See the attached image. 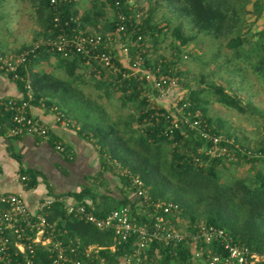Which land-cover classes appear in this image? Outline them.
Segmentation results:
<instances>
[{
	"label": "trees",
	"instance_id": "16d2710c",
	"mask_svg": "<svg viewBox=\"0 0 264 264\" xmlns=\"http://www.w3.org/2000/svg\"><path fill=\"white\" fill-rule=\"evenodd\" d=\"M23 1L28 2L34 10L32 17L38 29L35 31L33 41L28 45H22L12 55L0 50V56L11 62L23 57V62L16 70L17 77H21L22 82L19 79L16 80L20 86L22 84L24 86L26 80H29L33 93L31 104L43 110L56 107V110L62 112L70 122L74 118V126L81 136L94 141L100 152L106 156L107 159H103L105 168L115 167L126 170L127 173L119 175L121 187L118 198L110 194L97 195L91 191V188L84 187L78 193L67 194L73 197L74 203H83L87 208L94 207L93 212L97 216H103L112 209L129 203L133 207L134 203H131L129 193L132 190V177L137 176L142 180L151 200H165L178 204L181 208L180 216L187 219L189 224L203 218L207 223L225 228L233 237L245 242L252 249H263L264 140L251 149L237 140L233 144L225 142L224 138L219 141L218 146H225L228 154L235 153L237 159H244L252 166L257 163L262 165L257 166L254 178L249 182L236 178L233 181L231 178L227 182H221L219 166L228 157L225 154L215 157L208 155L206 151L213 146V142L210 138L203 137L200 129L208 132L210 136L221 135L227 138L230 134L225 132V136L221 123L215 126L210 118H206L207 123L204 124L205 109L200 107L196 98L199 91L193 88L189 90L191 104L185 111V115L189 114L190 121H200V129L198 126L192 128L184 126L185 129L182 130V126L174 130V135L170 138L164 133L170 120L163 115L165 108L160 107V111L156 114V109H146L148 105L150 106V102L145 96L139 98L144 91L142 81L135 77L121 79V74L92 58L88 59L77 54L64 57L51 51L46 46V42L59 34L58 27H54L56 13L60 19V27L65 21L70 22V25L64 28L66 33H71V28L76 27V23L70 20L76 16L80 20L81 29H88L102 36H105L107 32H113L117 24H123L131 40L130 62L138 55L144 59L145 66L149 67L156 77L165 74L178 78L177 52H174V59L159 54L153 59L154 65L145 59L147 54L155 50L153 45L158 43L159 34L165 30L153 23V13L158 9H164L182 17V20L171 30L177 41L175 51H181L200 33L223 40L225 46L234 52L235 57L244 56L248 59L254 72L262 78L264 86V28L255 34L256 40L249 39L245 34L246 14L263 16L264 23V0H256L251 10L247 9L249 0H151L147 15L136 6V0H93L91 5L81 13L76 10L74 0H55V3H51V0ZM106 9L113 11L111 18L106 16ZM184 21L195 28L192 34L187 35L182 30ZM148 38L151 39L152 45L147 43ZM52 54L56 56L58 65L68 76L78 79L80 70L90 69L89 73L93 76L96 88L101 89L105 94L121 90L122 104L131 102L137 107L139 113L136 116L132 113L125 116L117 115L111 122H108L103 114H96L94 108L87 107L90 103L70 96L66 82L47 72L34 70L36 65L47 60ZM118 59L117 53L112 61L121 67ZM157 67L159 71H156ZM123 69L129 71L126 68ZM0 71L4 72L2 69ZM9 74L15 76L12 72ZM213 87L219 103L241 113L246 112V108L241 105L237 96L229 94L222 86L214 85ZM23 91L25 92V88ZM248 107L262 116L264 124V110ZM5 110L12 121L11 110L6 106ZM196 110L204 113L203 116L198 115ZM134 121L138 122L139 128L133 127ZM178 122L180 125L184 124L182 119ZM37 174L31 170H23L22 176L27 178L26 187H34L37 184ZM49 194L56 198L63 196L53 195L50 191ZM85 196L90 197V202L83 201ZM107 199L113 200L114 206L104 205ZM47 218L50 222H55L54 234L64 246L71 245L69 240L71 238H79L85 245L97 244L103 247L100 256L104 257L109 264H117L118 258L132 243L130 241L111 251L109 248L113 244L111 231H102L90 223L67 214L63 202L59 200L55 201L49 209ZM175 249L180 248L175 247ZM167 251L166 249L158 251L163 262L170 260ZM182 252L181 260H184L186 256L184 252L189 253V250L181 249ZM150 253L157 256L153 249ZM12 261L25 264L22 256L15 253H12L10 260L0 261V264H11ZM50 262L48 253L37 248L35 263L50 264Z\"/></svg>",
	"mask_w": 264,
	"mask_h": 264
},
{
	"label": "built area",
	"instance_id": "2783aa9c",
	"mask_svg": "<svg viewBox=\"0 0 264 264\" xmlns=\"http://www.w3.org/2000/svg\"><path fill=\"white\" fill-rule=\"evenodd\" d=\"M51 3H55V0H51ZM56 14L54 27H58L59 34L46 42V46L51 51L64 57L77 54L88 59L92 58L116 72H121V69L125 68L123 65L128 64L129 71L124 70L122 76L135 77L142 81L143 96L150 102V106L148 105L146 109H156L157 114L162 107L156 106L158 102H164L163 105L171 107V96H176V104L173 106L178 113L175 116L170 113V109L162 107L165 108L163 115L170 119L164 130L167 136L172 138L174 130L182 126V130L185 129L184 126L199 128L200 121H190L189 114L185 115L191 103L187 99L182 102L184 98L178 95L180 86L177 77L165 74L156 77L152 70L145 66L144 59L142 60L138 55L130 62L131 40L123 24H117L113 32H107L102 36L97 32L81 29L80 20L76 16L70 19L76 23V27L71 28V33H66L64 28L68 27L70 22L65 21L60 27V19L58 13ZM117 53L122 68L112 61ZM21 62L23 57L11 62L0 56V69L12 72L17 77L16 70ZM159 70L157 67L156 71ZM24 88L22 97L9 98L4 104L12 112L13 126L10 134L13 136L31 134L40 138H49L50 128L39 122V119L30 112L33 93L29 80H26ZM50 111L54 113L56 122L67 125L68 120L62 112L56 110V107H52ZM181 119L183 125L178 122ZM200 131L203 137H208L213 142V146L206 151L208 155L215 157L226 154L227 148L218 146V142L224 140L221 135L210 136L203 129ZM64 147L61 142L55 143L58 151H63ZM217 150L219 153H216ZM26 179V176H21V181L24 183ZM131 185L129 198L132 199L131 203H134V206L132 207L130 203L121 205L103 216H97L93 212V207L87 208L83 203H74L73 198L65 200L54 196L45 198L38 203L34 211H31L27 208L20 192H0V261L10 260L12 253H15L22 256L25 264H36L35 253L39 248L48 253L50 264H109L100 256L102 246L85 245L79 238L69 239L72 246H64L57 238L54 234L55 222H50L47 215L53 203L59 200L63 202L67 214L90 223L102 231H111L113 234V244L109 247L111 251L132 241L128 250L118 258L117 264H264V248L252 249L223 227L204 221L186 223L183 227L175 226L172 221L181 218V208L178 204L165 200H151L142 180L137 176L132 177ZM152 249L157 256L150 253ZM160 249L168 250L170 260L164 262L161 260L158 252ZM181 249L189 250V253L184 252L186 255L184 260H181L183 258ZM11 264L22 263L12 261Z\"/></svg>",
	"mask_w": 264,
	"mask_h": 264
},
{
	"label": "rangeland",
	"instance_id": "374dc122",
	"mask_svg": "<svg viewBox=\"0 0 264 264\" xmlns=\"http://www.w3.org/2000/svg\"><path fill=\"white\" fill-rule=\"evenodd\" d=\"M74 1L76 10L81 13L91 5L93 0ZM133 1L130 2L134 3ZM136 1V6L142 10V13L147 15L151 0ZM249 1L247 9L251 10L256 0ZM33 11L30 4L23 0H0V50L4 49L7 54L12 55L16 49L33 41L35 31L38 29L32 17ZM105 13L109 18L113 16V11L110 9H106ZM254 15L251 13L246 14L247 23L245 26V34L252 40H256L255 34L264 28L263 16ZM152 19L158 28H164L165 30H162L159 34L158 43L153 45L155 50L147 54L145 59L154 65L153 59L159 54L174 59V52H177L176 69L179 74L178 85L180 86L178 95L190 101L189 90L193 88L195 91H199L196 98L200 107L205 109L204 124L207 123L206 118L212 119L215 126L221 123L223 134L225 136L226 133L230 134L227 138L222 136L225 142L233 144L237 140L244 146L248 145L250 149L259 145L264 140L263 119L257 111L251 110L248 106L264 110V86L262 78L254 72L251 64L248 63V59L244 56L235 57L234 52L225 46L223 40L214 39L201 33L196 35L181 51H175L174 47H176L177 41L171 30L182 20V17L168 10L158 9L153 13ZM182 30L188 35L192 34L195 28L192 24L184 21ZM156 34L158 35V33ZM150 40L148 38L146 41L152 45ZM246 45L248 46V44ZM127 65L124 64L123 66L127 69ZM34 70L47 72L51 76L66 82L71 97L90 103V106L87 107L94 108L96 114H103L107 117L108 122L114 121L117 115L125 116V114L132 113L136 116L139 113L137 107L131 102L126 105L122 104L121 90L105 94L101 89L96 88L93 76L89 73L90 69H82L79 71L80 77L78 79L72 78L58 65L56 56L52 54L47 60H43L36 65ZM123 72L124 70L121 69V72L118 73L122 75ZM121 79H123V76H121ZM214 85L222 86L229 94L237 96L241 105L246 108V112L241 113L219 103L214 92ZM142 96L143 93L140 94L139 98H142ZM171 97V107L163 105L164 102H158L156 106L167 107L170 109V113L175 116L178 113L173 106L176 104V96L172 95ZM200 111L196 110V113L203 116L204 113H200ZM132 124L134 128H139L137 121ZM216 153H219V150ZM227 153L228 151L225 154L228 157L227 160H224V163L219 166L221 182H227L231 178L232 181L236 178L240 181L249 182L254 178L257 166H262L261 163L252 166L244 159H237L235 153ZM114 170L117 176L127 174L126 170L123 169L114 167ZM117 181L120 182V179H117ZM114 204L115 202L111 199L104 202L106 206H114ZM199 221L206 222L203 218ZM172 223L175 226L183 227L188 223V220L181 217L172 221Z\"/></svg>",
	"mask_w": 264,
	"mask_h": 264
},
{
	"label": "crops",
	"instance_id": "0c3cea01",
	"mask_svg": "<svg viewBox=\"0 0 264 264\" xmlns=\"http://www.w3.org/2000/svg\"><path fill=\"white\" fill-rule=\"evenodd\" d=\"M9 73L0 71V192H20L31 211L39 202L51 197L49 191L53 195H63L61 198L66 200L73 198L68 193H78L86 187L97 195L110 194L118 198L119 176L114 168H105L103 159H107L106 156L94 141L81 136L73 118L68 121L70 124L63 125L56 122L50 110L32 105L31 114L50 128L51 136L40 138L31 134H10L13 123L3 104L9 98L22 97L24 86L16 80L22 82L21 77ZM55 142H61L65 150H56ZM23 170L38 173L34 187H26V183L21 181ZM83 201L90 202V197L85 196Z\"/></svg>",
	"mask_w": 264,
	"mask_h": 264
}]
</instances>
